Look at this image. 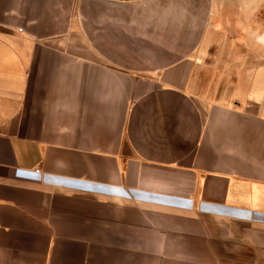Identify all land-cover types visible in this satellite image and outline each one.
<instances>
[{
	"label": "crops",
	"instance_id": "obj_1",
	"mask_svg": "<svg viewBox=\"0 0 264 264\" xmlns=\"http://www.w3.org/2000/svg\"><path fill=\"white\" fill-rule=\"evenodd\" d=\"M259 47L264 0H0V264H264Z\"/></svg>",
	"mask_w": 264,
	"mask_h": 264
},
{
	"label": "rangeland",
	"instance_id": "obj_2",
	"mask_svg": "<svg viewBox=\"0 0 264 264\" xmlns=\"http://www.w3.org/2000/svg\"><path fill=\"white\" fill-rule=\"evenodd\" d=\"M247 48H249V49L247 50ZM258 49H259V51H258L259 53L258 54L259 55H262V57H263L262 58L263 59V63L260 61L259 64H263V66H264V49H262V51H260V47ZM242 51H243L242 53H241V51H237V52L239 53V55L240 54H242V55L248 54V57L250 58L248 62L251 63L252 65L253 64H256V61L251 60V57H253V56L256 55L257 49L255 47L253 48L251 45L247 47V45H246V47H244L242 49ZM246 62H247V60H241V59H239V60L234 61V65L237 64L238 66H242V65L246 64ZM234 82L237 85V82H238L237 77H234ZM261 85H262L261 86V89H262V91H261V100L264 103V81H263V84H261ZM233 86H234L233 89L235 91V84Z\"/></svg>",
	"mask_w": 264,
	"mask_h": 264
}]
</instances>
